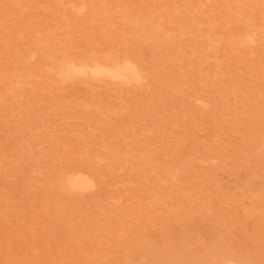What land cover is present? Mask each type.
I'll return each instance as SVG.
<instances>
[{
  "label": "rangeland",
  "instance_id": "374dc122",
  "mask_svg": "<svg viewBox=\"0 0 264 264\" xmlns=\"http://www.w3.org/2000/svg\"><path fill=\"white\" fill-rule=\"evenodd\" d=\"M0 264H264V0H0Z\"/></svg>",
  "mask_w": 264,
  "mask_h": 264
},
{
  "label": "bare ground",
  "instance_id": "6f19581e",
  "mask_svg": "<svg viewBox=\"0 0 264 264\" xmlns=\"http://www.w3.org/2000/svg\"><path fill=\"white\" fill-rule=\"evenodd\" d=\"M89 64H91V63H89ZM89 64H87V65H89ZM93 64V63H92ZM96 64H98L99 65V63H96ZM86 65V64H85ZM84 65V66H85ZM101 65V64H100ZM109 65V64H108ZM70 66V65H69ZM76 67H77V65H75ZM94 66V65H93ZM103 66H106L105 64L103 65ZM102 66V67H103ZM111 66H113V65H111ZM65 67V66H64ZM79 67H82V66H79ZM89 67H90V65H89ZM95 67V66H94ZM109 67V66H108ZM84 68V67H83ZM135 66L133 67V65L131 64V63H122L121 64V66H120V64L119 65H116V67H112V68H107V69H100V68H91V69H89V72L91 73V74H99V73H102V74H105V75H107V76H105V77H111V79L112 78H114L115 80L117 79L118 81L119 80H121V81H126V80H131V79H133L135 76H136V71H135ZM62 69V68H61ZM61 69H60V71H61ZM63 69H66V68H63ZM62 69V70H63ZM86 69H88V68H86ZM84 70V72H86L85 71V69H83ZM67 71L68 72H70V73H80L81 71L79 70V69H76V68H73V67H68L67 66ZM62 73H64V72H62ZM60 74H61V72H60ZM64 74H66V73H64ZM87 74L89 75V73H88V70H87ZM57 75H59V73L57 74ZM68 75V74H67ZM67 75H65L66 77H67ZM87 75V76H88ZM62 76H64V75H62ZM61 76V77H62ZM68 76H70V75H68ZM92 75H89V78L91 77ZM99 77H100V75H99ZM120 81V82H121ZM138 82V81H137ZM84 174V173H83ZM74 175H76V174H74ZM80 176V175H79ZM79 176H76L77 178L79 177ZM69 177H70V175H69ZM77 178H74V179H72L71 178V180H69V184H70V187H72V189H73V187H74V190H76L75 188H77V191H79L78 189H80V191H81V188H82V190H84L83 189V187L85 186H87V185H84L83 183L85 182L84 180V182L81 180V178L80 179H77ZM70 179V178H69ZM65 180H68V177H67V179L65 178ZM83 182V183H82ZM87 182H89V181H87ZM85 184H88V183H85ZM69 187V188H70ZM87 188V187H86ZM71 189V190H72Z\"/></svg>",
  "mask_w": 264,
  "mask_h": 264
}]
</instances>
